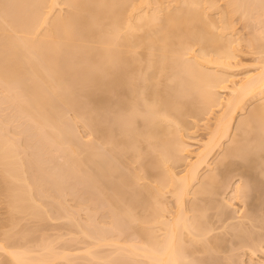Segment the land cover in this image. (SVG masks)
I'll list each match as a JSON object with an SVG mask.
<instances>
[{
    "label": "bare ground",
    "instance_id": "bare-ground-1",
    "mask_svg": "<svg viewBox=\"0 0 264 264\" xmlns=\"http://www.w3.org/2000/svg\"><path fill=\"white\" fill-rule=\"evenodd\" d=\"M224 1L227 12L224 10L222 15L226 12L224 16L228 18L223 20L221 16L223 23L219 25V18L212 13L218 9L216 0H0V86H4L5 93L10 91V95L6 94L9 100L12 98L11 103L14 100L16 106L20 104L18 108L25 113L21 108L20 111L38 124V130L41 128L42 132H38L42 133L44 147L61 153L64 162L67 155L65 163L73 166L71 171L78 170V177L92 183L87 184L89 187H96L93 190L109 198L114 210L121 208L120 218L134 216L133 206L134 211L142 213L133 220L128 218L138 223L135 226L140 225L136 238L133 235L135 240L129 237L125 244L121 242L123 245L116 242L123 246L119 245L118 255L126 258V264H210L207 256L215 252L213 249L225 250L227 244L218 236L220 231L214 235L212 231L217 226L221 229L220 223L226 227L227 220L235 217L231 218L218 197L224 188H231V174L237 171L250 185L243 182L232 190L240 195L246 191L250 200L254 198L251 204H245L251 206L248 214L242 215L250 220L251 230H245L250 223L243 224V217L239 224L228 221L233 224L230 229H234L241 245L252 251L263 248L264 202L260 201H264V58L255 72L236 79L241 61L230 19L237 13L249 19L251 13L260 10L262 16L256 12L259 18L256 17L264 20V0ZM220 90L229 91L227 99L220 96ZM221 105L214 123L207 124V139L197 149H191L189 139L193 137L188 131L193 123L189 119L199 121ZM72 110L78 117H73L75 121L66 117ZM241 114L244 117L235 127L238 131L232 135ZM66 118L68 122L72 119L73 125L75 122L74 130ZM77 119L89 124L86 125L95 137L92 145L91 141L78 139L81 135L75 132ZM67 124L71 128H66ZM73 132L79 136L76 140L71 138L75 137ZM6 137L0 132V194L5 195L8 205L7 218L16 221L24 215L23 218L42 219L48 214L47 201L44 202L50 192L45 187L44 202L36 196L41 193L37 191H42L37 190L40 179L36 176L62 184L63 173L52 174L59 179L50 178L46 167L42 171H47L46 178L36 171L29 173L35 169L32 165L38 166L37 170L42 167L41 159V165L35 158L38 164H33V154L24 150L27 156L24 153L22 157L16 143ZM227 140L230 143L225 145ZM44 147L40 150L47 153ZM217 149H221L220 159L210 162ZM183 165L185 170L178 172L176 169ZM204 165L210 173L201 175ZM59 184L57 187L62 188ZM58 188L56 196L64 193ZM51 193L54 195V191ZM167 193L174 201L168 203L170 206H166L172 202L166 198ZM94 194L92 199L100 197ZM139 207H143L142 211ZM210 208L220 221L216 216L218 221L208 217ZM8 227H0L6 228L5 234L0 232V240L5 236L0 242L7 237L6 245L5 241L0 243V264H51L60 257L70 261L72 254L80 255L81 250H52L56 249L52 243L50 247L47 244L48 249L37 248L40 252L27 244L19 250L20 241H16L15 233L10 235ZM9 236L15 239L9 241ZM97 239L96 246H102L104 238L101 242ZM13 241L19 245H12ZM96 246L82 250L84 260H89L86 264L90 258L91 262L114 260L115 256L107 260L96 253ZM202 253L207 254L205 258Z\"/></svg>",
    "mask_w": 264,
    "mask_h": 264
},
{
    "label": "rangeland",
    "instance_id": "rangeland-1",
    "mask_svg": "<svg viewBox=\"0 0 264 264\" xmlns=\"http://www.w3.org/2000/svg\"><path fill=\"white\" fill-rule=\"evenodd\" d=\"M200 1H203V0H200ZM216 1H217L216 2L217 5L219 7L217 6L218 9H214L212 11V13L215 15V17L214 16L213 17L219 18V20H220L221 16H222V19L226 18V17L228 18V16H224V15H228L226 13L227 10H225V9H227L226 1H224V0H216ZM225 3H226V5H225ZM59 7L60 6L58 5L57 8H59ZM224 7H225V9H224ZM64 8L66 9L65 6L61 7V9L63 10L62 12H65ZM224 10L226 12L224 13V15H222L223 14L222 12ZM254 12H255L254 14H256V15L251 13L249 19L248 18L243 19L244 17L242 18L241 17L242 15L239 13L234 14V16L231 17L232 19H230V20H232V22L228 19L231 23H233L232 28L234 30L232 31V33L234 34V38H236V37L238 38V42L236 44H234L238 48L237 49L238 50L237 52L239 54L238 59L241 61L240 66L237 69V74H239L236 77L237 80H241L244 77H246L247 75L255 72L256 69L258 68V66H260L261 60L264 58V48H263V46H264V20L258 19L259 17L257 16L258 15L257 13H260L261 12L260 10L258 12L257 11H254ZM261 13H260V15L262 16L263 13L262 14ZM219 20H218V24L222 25V23H223L222 21L224 19L222 21L221 20L219 21ZM220 22H222V23H220ZM237 38H236V41H237ZM196 48H198V47H196ZM1 86H0V130H1L0 132L2 133V135L3 136L6 135L8 138L13 140L14 144L16 143L15 146L18 147V148L17 147L16 148L18 149L17 151H20L18 153H21L20 154L21 156L24 153L26 154V152L27 153L31 152V154H33L32 155L33 156V158H32L33 164H35L37 162L35 160H38L39 164L41 161L42 167L48 168L47 169L48 171L50 170L49 172H51V173H48V175L49 174L52 175L53 173H56L60 176L63 173V175L60 176V177H63V179H62L63 181L61 180L62 184L61 183L59 184L57 181L59 179V177L56 174H54V177L52 175V177H50V178H53V179L55 177L58 178L56 180L57 182H54L55 179L53 181L51 179H50L51 180L50 181L49 178H48V180H46L47 175L45 174V172H47V171H45L44 173L42 172L43 170H45V168L42 169V167H40L39 168L40 170L39 169L37 170L38 166L32 165V167H35L36 170L35 169L31 170V171L29 170V173L32 171H36L39 176H41L43 174L46 178V179H43L42 176H41V178H38V176H36V172H35L34 176L37 177V180L40 179L37 181L38 184H39V182H40V184L42 182L41 185H43V186H40V184H39L38 187H40V188H37V187L36 188H37V190L40 189L42 191H37V192L34 191V193L36 192V194H37L38 192H41L40 194H37V195L35 194V195L39 199L43 200V202H44V197H45V196L43 197V195L47 194L46 188H47V186L49 187L48 192H50L49 193L50 198H48L44 202V203H46V201H47V203L45 205H47V207H48V208L46 207L48 214H47V216L41 217L42 219L38 218L39 216L38 217L29 216L28 218L26 216L25 218H23L24 215L19 217V218L17 216L16 218H18V219L16 221H15V219L11 220L12 217L7 218L8 214H9L8 209H7L8 205L5 202V195H3L2 193L0 194V202H1L0 203V214H1L0 215V217H1L0 223H1V221L4 220L3 221L4 223H1V225L6 224L7 227L9 225L8 228L10 229L11 232L8 230L7 231L8 234L10 232V235H14V233H15L16 236H14V237H16V241L17 242H18V240L20 241V242H18V243H20V245L17 244V242L15 243L14 241L12 242L13 243L12 245H16V244H17L16 246L19 245L18 246L19 248L17 247V249H19V250L23 249L26 244L29 246L30 245L33 246V249L36 247V250H38L39 248H41L43 250V248L48 249V247H46V246H48L49 244L52 243L53 244L52 246H54L56 248V249H54L53 247L50 248L52 250H56V251L59 250L60 253H62V251H64V252L69 251V253L70 252L75 253V252H79V250H81V252H82V250L85 251L87 248L91 249L90 245L91 246L97 245V242L95 239L98 238L97 240L100 241L101 239L104 238L103 241L101 240L103 242V243H101L102 246L98 245V246L94 247L97 249V252L96 251L95 252L99 253V255L105 256L106 259L110 258L111 256H115L114 260H110V261H106V262H98L99 260L96 261L97 260L96 259L95 261L92 260L93 262H91V258H90V263L91 264H126V263H128V261L125 260L126 258H124V256L122 254H121L122 258L120 257V255H118V254H120V252H118V251H119V248L121 246L119 243H121V242L124 243V241L127 239L125 241V243H126L127 241L130 240L129 237H131V239H132L134 237L133 235H135L136 231H138V230L140 231V228L139 229L137 228L140 225L135 226L136 224L138 225V223H136V222L133 223L130 220H133V218H135V217H139V215L142 213H139V211L137 209H136V211H134L133 208L135 206H133V208H131V212L132 211L134 212L133 213L134 216H131V217L127 216L128 218H132V217L133 218L130 220H128V218H127V220H126V218H125L126 216L125 217L123 216L125 218V220H124L122 218V216H121V218L119 216V215H123V213L118 214V212L121 211L120 210L121 208L120 209L115 208V210H114L115 206L113 205L112 201L109 198H107L103 193H101V192L98 193L99 190H96V191L93 190L94 187L90 186V187H92L91 188L92 191H90V187H89V185H87L90 183H89L88 179H87L88 182L87 183L85 182V179H86L85 175H84L85 179L82 178L83 176L78 177L79 176V174L77 175L78 170H77V172H75L76 173L75 174L74 173L75 168H74V170H72L73 171L72 172L71 169L73 168V166H70V163H69V166H68V164H66L67 163L66 162V159H67L66 154H64V155H66V158H65L66 163H65L64 162V156L61 153H59V152L57 153L52 148L50 151H48V146L44 147L43 144H45V143H42L41 136H40L42 133L40 134L38 132V131L42 132L41 128H39V130H38V127H39V126H37L38 124L35 122L33 123V121L29 120L23 114L25 112H23V110L21 108L22 106L20 104L19 105L21 106L20 108H21L23 113L20 111V108H18L19 105H17V106L15 105L16 103L13 102L14 100L11 103L12 98H11V100H9L10 98L8 96L11 94V93L10 94L8 93L10 91L6 90V91H8V92H6V93H8V95H7L5 93V90L2 89V88H4V86L3 85H1ZM228 92L229 91H227V90H220L219 94L223 98H226L227 96H229ZM10 97H12V96H10ZM257 102L260 103L261 101L257 100ZM257 102H255V103H257ZM222 107H223L222 105L221 106H215V108L213 109L214 110L213 112H211L210 114H207V116L206 115L202 116V118L199 119V121L193 119L194 120V122H193L192 118L189 119V121L193 123L191 125V127H189L190 131H188V133H191L192 134L191 136L193 137L192 139H189V141L192 143L191 149H193V150L197 149L198 146L200 145V142L205 141L207 139L209 131H210L207 124L209 123L212 125L214 123L215 117L217 114H219L221 112ZM69 111H71V110H69ZM69 111H68V113L70 116L68 114H66V115H68L66 117L67 118L71 117L75 121V119L78 117L76 115H74L75 112L73 110H72V113H70ZM243 117H244L243 114H241L240 116L237 117V119L234 123V126H233L232 135L237 130L235 127H237V124H239L238 120H240V118H243ZM67 118H66V120H67ZM72 119H70V122ZM77 120H76L77 122H76V128H75L77 130H75V132L77 131V134L81 135L82 139L79 136H78L79 138L76 137L75 136L76 134L74 132H73V134L75 137L74 138L71 137V138L72 139L78 138L80 140H84L81 142L86 141V143L90 142V141L92 142L95 137L91 134V132H92V130L90 131L91 128H89V126H87L89 124L86 122V124H87L86 125L83 119L82 120L77 119ZM67 122H68V120H67ZM67 122H65V124ZM70 122H68V123H70ZM73 123L75 125V122H73ZM35 124H36V126H35ZM71 124H72V122H71ZM69 125L67 124L66 128H68V127L71 128V126H69ZM74 125L72 126L73 130H74L73 127H75ZM43 131L45 132V130H43ZM68 131H69V133L70 132L72 133V130L70 131V129H69ZM46 136L49 137L48 133L46 134ZM46 136H44V137L46 138ZM70 136H72V135H69V138H70ZM43 140H44V138H43ZM51 141H50V143H54L53 141L52 142ZM95 141H96V139H95ZM75 143H76V141H75ZM78 143H80V141H78ZM228 143H230L229 140H227L225 142V145H228ZM55 144L56 143H54V145ZM92 144H93V142L91 143V145ZM50 145L52 146V144H50ZM85 145L86 144H84V146ZM91 145H89V146H91ZM42 146L44 148H47V151H48L47 153H43L42 150H40V147H42ZM56 146H58V145H56ZM89 146L86 145V147H89ZM59 148H60V146H59ZM60 149H62V148H60ZM24 150H27V151L24 152ZM220 150L221 149L216 150L215 155L210 158V162H212L214 159L217 160V158L220 159V157H221ZM44 151H45V149H44ZM62 151H63V149H62ZM41 152H42V154H41ZM64 152H65V150H64ZM37 153H38L39 157H38ZM193 154L194 153H192V155H191L192 158L194 156ZM26 156H27V154H26ZM34 158H35V160H34ZM39 159H41V160L39 161ZM67 161H69V160H67ZM38 162H37V164H38ZM68 167L69 168L72 167V168L69 169ZM185 167H186L185 165L179 166L176 170L178 172H182L183 170H185ZM205 173H207V174L210 173L207 165H204V167L201 169V175H204ZM233 173L231 174V176L233 177V178H231V181H232L231 185L232 184L233 185L231 186V188H227V187L224 188L222 190L224 192V194L221 191L222 195L220 193L221 196L218 195L219 197L218 196L217 197L219 199L218 201L224 202L227 204L226 205L223 203L225 208H227L226 210H228L227 212L230 214L231 218L233 216H235V217L227 220V226L226 227H223L224 226L223 223H220L221 229H218V226L216 227V225H215L216 223H215L214 224L215 226L213 225V227H216L217 229H215L214 232L212 231V234L215 233V231H217V230L220 231L219 232L220 234L217 231L218 236L220 238H224V240L226 239L225 240V244L227 241V244L225 245L226 248H225V250L222 249L221 251H218L217 249H213V250H215V252L213 254H211L212 253L211 252L210 254L212 256L209 254L207 256L208 260L207 259L206 260L208 262H210V264L211 263L215 264L217 262H218V264H224V263H226V264H264V245H263L264 242L262 243L263 248L256 249V251L253 250L254 251L253 252L252 249H250L248 246H244L243 243H242L243 245H241V242L239 243L240 240L239 241L237 240L238 238L235 235V233L233 232L234 229L233 230L230 229V225H233V224L239 222L240 219H242V217L244 216V214H246V211H249L248 207H251L249 205L251 204V201H253V199H254V198H252L250 200L251 197H247L245 195L246 191H245V193H241V195H240V193L237 194V191L232 190V187L234 189L238 184H241L245 181L244 179L243 180L241 179L242 177H240L238 171L234 174ZM32 174H34V173H32ZM29 175H31V174H29ZM81 175H83V172H81ZM31 178L33 179V176ZM245 179H246V182H244V183L248 184L249 182H247L248 181L247 178H245ZM44 180H46L48 182L50 181V182L49 183L47 182L48 183L47 184V183H45L46 181L44 182ZM31 181L33 182L34 180H31ZM35 182H36V178H35ZM35 182H34V184L36 185L37 182L36 183ZM59 182H60V180H59ZM55 183H57V184L55 185ZM58 184H59V186L63 185L62 188H61V186L59 188L62 192L64 190V193L63 194L57 193L58 195L56 196L55 192H59V191H57ZM248 185H250V183ZM261 186L263 189L262 193L264 195V188H263L264 184ZM260 187H259V189H261ZM36 188H35V190H36ZM50 188L52 189V191L50 190ZM94 189H97V188L95 187ZM249 189L250 188L247 189V193H248ZM53 191H54L55 196L53 195V193H51ZM93 191L96 194L98 193L97 195H100V197H98L96 194H94L95 197L96 196L98 197V198L97 197L95 198L96 200L92 199L94 197V196L93 197L91 196V194L94 193ZM90 192H92V193H90ZM250 192H252V191H250ZM252 193H254V192H252ZM262 193L260 191V193H259V194H261L260 197L263 196ZM101 195L102 196L104 195V196L101 197ZM166 195H167L166 198L172 202L168 201L167 205L166 204L165 205L170 206V205H168V203L173 204V202H174L173 198L171 197L170 193H167ZM243 195H245V196L243 197ZM254 195L253 196L251 195V196L254 197ZM46 197H48V196L46 195ZM167 199L164 201H167ZM134 201H135V199H134ZM247 201L250 202V204L248 206L245 205L248 203ZM260 202H264V201H260ZM135 203L136 202H134L133 204H135ZM261 204L262 203H260V205ZM138 205H140L139 202H138ZM112 206H114V207H112ZM173 206L171 205L172 208H173ZM139 208H141V210L140 209L139 210L142 211L143 207H139ZM168 208H170V207H168ZM210 210L207 211V213L209 215L208 217L211 216L212 219H215L214 217L216 216V218L218 219L217 215H215L216 211L214 209H211V208H210ZM4 211L6 212L5 213L6 215L4 214ZM131 212L129 214L133 215V214H131ZM210 213H213V214H210ZM231 213H232V215H231ZM247 214H248V212H247ZM3 215L6 217V219H5V217H3ZM125 215H128V214H125ZM246 215H245V217H246ZM240 216H241V218H240ZM245 217H243V219H245V222L243 221V219L241 220V221H243V224H245L247 222L250 223V220L245 218ZM234 218H236V219H234ZM210 219L211 218H209V220ZM212 219L210 222L214 221ZM217 219H215V220H217ZM135 220H139V218L138 219L136 218ZM218 220L220 221V219H218ZM13 221H15V223H13ZM228 221H230V222L232 221L233 224L232 223L230 224V222L228 223ZM237 224H239V223H237ZM1 225H0V227H6V225L5 226H3V225L1 226ZM249 225H251V223L248 224V226L247 225H245V226H247V228H248ZM245 226L243 228H245ZM28 227H30V229H28ZM250 227H249V229L245 228V230L250 231L251 230ZM223 228H225L224 232L222 230ZM4 229L6 230V228H3V230L0 229V232L4 231ZM82 229H84L88 233H90L88 235L89 237H87L88 233L86 231L84 232V230H82ZM256 229H257L256 231L259 230L258 228H256ZM229 230H231V231H229ZM221 231L223 234H221ZM5 232L6 231H4V233L3 232L2 233L5 234ZM12 232H13V234H11ZM26 232H30L31 234H29V235H31V237L29 235H28L29 236L28 237L26 235ZM227 232H229V233H227ZM84 233L85 234L87 233V234L85 235ZM225 233H227V235ZM262 233H264V232H262ZM220 235H223V237H221ZM0 236H1V233H0ZM93 236H94V238H93ZM235 236L237 239L235 238ZM3 237H5V236L2 235V238ZM9 237H12V236H9ZM9 237H8L9 241L15 239L13 237L10 239ZM2 238H1V240H3ZM6 238H5V240H6ZM135 238H136V235H135ZM139 239H141V238H139ZM132 240H135V239H132ZM4 241H2L0 243H4ZM99 241H98V243H99ZM117 241L118 242L120 241V242L116 243ZM136 241H139V240H136ZM6 242L7 241H5L4 245H6ZM235 242H236V244L239 243L240 245L239 244L236 245ZM9 243H7V245ZM104 243H106V244H104ZM10 245H11V243H10ZM22 245H24V246H22ZM16 246L15 247L13 246V248L16 249ZM20 246H22V247H20ZM42 246H43V248H42ZM49 247H50V245H49ZM243 247H245V248H243ZM9 248H11V247H9ZM94 248H93V250H94ZM121 248L123 249V246H121ZM41 249H40V251H41ZM93 250H91V251L93 252ZM44 251H47V250H44ZM81 252H80V255L78 253H76L78 255L72 254L73 258L70 256L69 253H67L68 256H70L74 261L71 258L70 259L72 261L71 260L69 261V260H67L66 257H65V259L62 260V258L60 257V259L59 258L57 259V262L54 261L51 264H86L87 263L86 261H89V260H84V257H83L84 255L81 254ZM209 252H206V253L208 254ZM121 253H122V251H121ZM206 253H205V255H207ZM202 254L205 258L204 253H202ZM202 254H200V255L202 256ZM209 256L211 258H209ZM87 257H90V256H87ZM86 259H89V258H86ZM133 261L135 262L137 260H133ZM220 261H222V262H220ZM90 263H88V264H90ZM132 263L133 262H131L130 264H132ZM134 264H138V262L137 263L135 262Z\"/></svg>",
    "mask_w": 264,
    "mask_h": 264
}]
</instances>
